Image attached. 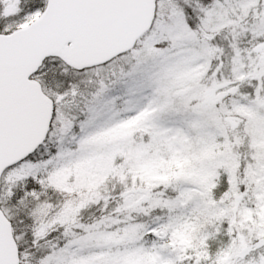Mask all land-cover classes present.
<instances>
[{
	"label": "snow or ice",
	"instance_id": "obj_1",
	"mask_svg": "<svg viewBox=\"0 0 264 264\" xmlns=\"http://www.w3.org/2000/svg\"><path fill=\"white\" fill-rule=\"evenodd\" d=\"M0 264H264V0H0Z\"/></svg>",
	"mask_w": 264,
	"mask_h": 264
}]
</instances>
